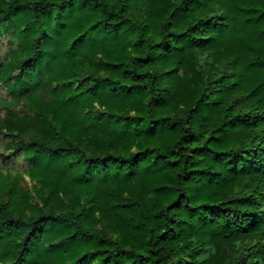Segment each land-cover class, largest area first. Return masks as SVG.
Returning a JSON list of instances; mask_svg holds the SVG:
<instances>
[{
    "label": "trees",
    "instance_id": "1",
    "mask_svg": "<svg viewBox=\"0 0 264 264\" xmlns=\"http://www.w3.org/2000/svg\"><path fill=\"white\" fill-rule=\"evenodd\" d=\"M0 264H264V0H0Z\"/></svg>",
    "mask_w": 264,
    "mask_h": 264
},
{
    "label": "rangeland",
    "instance_id": "2",
    "mask_svg": "<svg viewBox=\"0 0 264 264\" xmlns=\"http://www.w3.org/2000/svg\"><path fill=\"white\" fill-rule=\"evenodd\" d=\"M22 185L26 189H32L34 186V182L28 176H26Z\"/></svg>",
    "mask_w": 264,
    "mask_h": 264
}]
</instances>
